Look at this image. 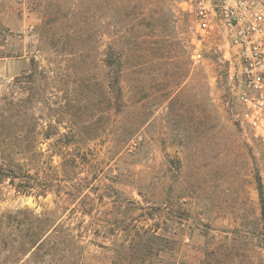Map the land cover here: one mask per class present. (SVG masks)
Listing matches in <instances>:
<instances>
[{
	"label": "rangeland",
	"instance_id": "obj_1",
	"mask_svg": "<svg viewBox=\"0 0 264 264\" xmlns=\"http://www.w3.org/2000/svg\"><path fill=\"white\" fill-rule=\"evenodd\" d=\"M224 45L179 0H0V264L66 263L11 250L44 215L69 264H118L145 230L168 242L142 264H264V145Z\"/></svg>",
	"mask_w": 264,
	"mask_h": 264
},
{
	"label": "built area",
	"instance_id": "obj_2",
	"mask_svg": "<svg viewBox=\"0 0 264 264\" xmlns=\"http://www.w3.org/2000/svg\"><path fill=\"white\" fill-rule=\"evenodd\" d=\"M201 37L218 35L238 76L234 118L264 145V0H179Z\"/></svg>",
	"mask_w": 264,
	"mask_h": 264
},
{
	"label": "trees",
	"instance_id": "obj_3",
	"mask_svg": "<svg viewBox=\"0 0 264 264\" xmlns=\"http://www.w3.org/2000/svg\"><path fill=\"white\" fill-rule=\"evenodd\" d=\"M108 93L110 96L113 95L117 108H121L123 104V91L120 85V77L118 75L110 79L108 82ZM45 138L49 140L52 137L50 134H46ZM49 160L52 161V159ZM75 161L73 162L75 163ZM79 165L80 163H78V166ZM8 178L10 179L11 185L14 186L19 193L26 194L36 190L26 185H22V181L16 183L17 180L20 179L16 171L9 172ZM73 185L77 186L76 183H73ZM78 185L80 186V184ZM49 186L51 185L43 186L42 191H39L35 194L45 197L47 192L50 191L51 187ZM262 202L264 215V199H262ZM37 220L39 222L37 228L38 231H36V233H29L28 231L20 233L21 235L19 239H15L11 243V250H18L17 255L18 253L30 255V258L35 261L41 260L45 262L44 260L47 257H54L60 262L65 260L66 263L63 264H69L67 261L70 257L71 249L68 247L71 246L72 242H74L72 241L73 239L71 240L70 238L63 237L64 234L61 233L63 227L60 226L59 223L53 222V220L48 215H44V217H38ZM19 225L20 224H18V226ZM2 226L4 225L2 224V220H0V248L4 247L5 245L3 238L1 237ZM167 242V239L156 234V232L151 233L150 231L146 230L143 232H136L135 235H133L130 244L128 246H124L118 251V257L120 260H122V262H119L118 264H132L130 261L132 259H137L138 263L142 264L147 258H150L152 255H154L155 251H162L163 243Z\"/></svg>",
	"mask_w": 264,
	"mask_h": 264
}]
</instances>
